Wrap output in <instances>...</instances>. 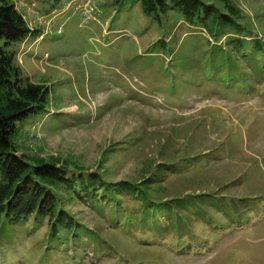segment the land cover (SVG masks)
<instances>
[{"label": "rangeland", "instance_id": "obj_1", "mask_svg": "<svg viewBox=\"0 0 264 264\" xmlns=\"http://www.w3.org/2000/svg\"><path fill=\"white\" fill-rule=\"evenodd\" d=\"M202 1L216 12L190 22L12 0L39 35L8 50L50 89L13 143L76 177L53 217L0 215V264H264V0Z\"/></svg>", "mask_w": 264, "mask_h": 264}, {"label": "trees", "instance_id": "obj_2", "mask_svg": "<svg viewBox=\"0 0 264 264\" xmlns=\"http://www.w3.org/2000/svg\"><path fill=\"white\" fill-rule=\"evenodd\" d=\"M140 1L143 13L158 21L161 13L180 10L190 22H203L217 10L202 0ZM218 1L233 15L239 14L240 10L231 0ZM36 35L39 31L30 29L12 0H0V215L13 223L26 221L34 212L42 218L53 217L58 203L54 185L72 187L76 177L75 174L69 177L70 172L60 162L51 164L39 159L40 164H31L18 155L13 143L18 123L44 110L49 102L50 89L25 77L16 64V54L8 50L11 44L26 43ZM88 176L92 181L103 182L99 173Z\"/></svg>", "mask_w": 264, "mask_h": 264}, {"label": "built area", "instance_id": "obj_3", "mask_svg": "<svg viewBox=\"0 0 264 264\" xmlns=\"http://www.w3.org/2000/svg\"><path fill=\"white\" fill-rule=\"evenodd\" d=\"M93 7H94V11H92V16H95L96 14H98V13H100V10H99V8H98V6H96V4L95 5H93ZM97 7V10H95V8Z\"/></svg>", "mask_w": 264, "mask_h": 264}]
</instances>
